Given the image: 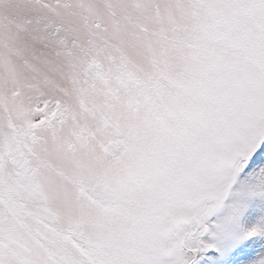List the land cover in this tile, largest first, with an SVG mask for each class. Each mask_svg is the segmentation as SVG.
Instances as JSON below:
<instances>
[{
	"label": "snow or ice",
	"instance_id": "6c2138e0",
	"mask_svg": "<svg viewBox=\"0 0 264 264\" xmlns=\"http://www.w3.org/2000/svg\"><path fill=\"white\" fill-rule=\"evenodd\" d=\"M0 264H264V0H0Z\"/></svg>",
	"mask_w": 264,
	"mask_h": 264
}]
</instances>
